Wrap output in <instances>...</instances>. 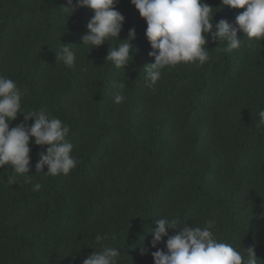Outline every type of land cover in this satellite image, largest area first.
I'll return each instance as SVG.
<instances>
[{"label":"trees","instance_id":"1","mask_svg":"<svg viewBox=\"0 0 264 264\" xmlns=\"http://www.w3.org/2000/svg\"><path fill=\"white\" fill-rule=\"evenodd\" d=\"M204 2L213 23L235 24L244 11ZM67 6L0 0V75L24 93V114L44 111L70 127L66 140L78 161L67 175H46V166L37 172L47 145L30 142L32 183L11 165L0 168V264H82L104 246L121 253L118 264H153L150 229L159 218L201 228L213 220L218 242L245 255L254 247L264 264V125L257 127L264 39L238 32L240 47L225 52V42L209 35L208 62L168 67L152 85L146 22L130 0L115 5L125 17L119 39L135 29L124 69L105 60L121 41L89 52L81 37L93 11L83 7L68 17ZM62 43L76 53L72 67L58 58ZM120 91L126 100L115 103ZM21 122L18 113L10 128ZM36 183L39 191L32 190Z\"/></svg>","mask_w":264,"mask_h":264},{"label":"clouds","instance_id":"2","mask_svg":"<svg viewBox=\"0 0 264 264\" xmlns=\"http://www.w3.org/2000/svg\"><path fill=\"white\" fill-rule=\"evenodd\" d=\"M139 16L146 22L145 37L153 51L148 55L154 57V63L145 65L146 77L154 85L162 76V71L180 63H193L202 66L210 60L209 50L205 47L208 36L223 41L225 52L238 49L242 32L249 40L264 39V0H220V6L232 9H244L235 18V24L226 20L213 23L212 7L204 0H130ZM118 0H67L63 7L68 17L77 9L86 7L93 11L87 22V32L81 37V45L90 50L98 48L115 38L121 43L112 48L105 57L116 68H125L133 57L131 41L135 39V29H129L125 40L119 39L125 17L115 8ZM67 17V19H68ZM215 29V32L212 30ZM58 58L67 67L74 66L76 53L68 43H62ZM80 45V46H81ZM81 83L78 84V86ZM116 87L123 90L124 84ZM23 92L14 80L0 75V168L11 165L17 174L25 177L26 183H32L30 170V142L47 145L46 153H41L35 167L37 172L49 176L67 175L76 167L78 161L71 155L73 145L66 137L70 127L60 119L44 111L24 114L22 109ZM126 100L122 91L114 96L115 103ZM23 115V122L10 128V123L17 114ZM260 120L257 127L264 125V110L258 113ZM34 120L30 127L27 121ZM42 185L36 183L33 191H39ZM150 229L152 236L151 253L153 264H257L254 247L245 249L246 255L232 244L218 242L215 238L214 221L208 220L206 226L193 227L185 224L179 226L175 218H159ZM169 230H178L169 235ZM166 237V240L164 239ZM102 240L104 237L97 236ZM164 242L165 249L157 248ZM148 251L141 250L142 254ZM121 255L116 247L104 246L83 259L82 264H118Z\"/></svg>","mask_w":264,"mask_h":264}]
</instances>
